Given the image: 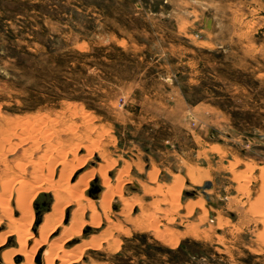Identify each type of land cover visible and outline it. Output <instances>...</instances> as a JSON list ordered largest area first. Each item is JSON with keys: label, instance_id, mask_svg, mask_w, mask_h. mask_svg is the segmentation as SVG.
Listing matches in <instances>:
<instances>
[{"label": "rangeland", "instance_id": "rangeland-1", "mask_svg": "<svg viewBox=\"0 0 264 264\" xmlns=\"http://www.w3.org/2000/svg\"><path fill=\"white\" fill-rule=\"evenodd\" d=\"M0 243V264H264V0H0Z\"/></svg>", "mask_w": 264, "mask_h": 264}, {"label": "bare ground", "instance_id": "bare-ground-1", "mask_svg": "<svg viewBox=\"0 0 264 264\" xmlns=\"http://www.w3.org/2000/svg\"><path fill=\"white\" fill-rule=\"evenodd\" d=\"M65 159V158H64ZM61 160V159H60ZM62 161H64V160H62ZM59 162V161H58ZM68 162H65L64 164H67ZM80 162H78V164H79ZM64 164H63V166H64ZM22 165H19L18 166V170H19V172H18V174L19 173H21L19 176H21L20 177V179H18L20 182V186H18V188H16V190L18 191L17 192V197H18V202H20L21 204L23 203V205H22V209H23V213H25V212H27V214H28V209L30 208H28L27 209V205H25L26 203H28V198L30 197V194L33 192V191H36L38 188L40 189V185L39 186H35V187H33V188H31L32 186H29L28 184H27V181H25L24 180V171H25V168L22 166ZM62 166V167H63ZM79 166V165H78ZM66 167H67V165H66ZM73 168V167H72ZM35 169V168H34ZM67 169V168H66ZM37 170V169H36ZM53 170V169H52ZM71 170V169H70ZM8 171H9V169H8ZM17 171V170H16ZM61 171V170H60ZM66 171L67 170H65V168L64 169H62V171L58 174L60 177L59 178H61V180H62V178L65 176V174H66ZM70 172V171H69ZM92 172V171H91ZM13 173V172H12ZM15 173V172H14ZM13 173V174H14ZM51 173V172H50ZM72 173V172H71ZM88 173V172H87ZM86 173V174H87ZM17 174V173H16ZM15 174V175H16ZM34 175L36 174V173H33ZM18 176V175H17ZM18 176V177H19ZM51 176V175H50ZM67 176H69V173L67 174ZM84 177H85V175H83L82 174V176H80L79 177V179H78V181L77 182H75V184H69L68 182L67 183H65V184H62V182L60 183V182H58V188L59 187H61V185H65V187L63 188H61L62 190L64 189V191H67V194H69V196L71 195V197H74V195L75 194H79L80 193V189H79V183H82L83 182V184H84ZM47 179H49V178H47ZM65 179H66V176H65ZM69 179V178H68ZM15 180V179H14ZM42 181V180H41ZM44 181V180H43ZM42 181V182H43ZM47 181V180H46ZM52 181V179H50V182ZM67 181V180H66ZM16 182V181H15ZM14 182V183H15ZM41 182V183H42ZM54 182V181H53ZM64 182V181H63ZM33 183H34V180H33ZM32 184V183H31ZM40 184V183H39ZM10 185V183H8V182H5V184H4V188L5 189H7L8 188V186ZM27 185L29 186V188H31L32 190L30 191V190H27ZM33 185H35V184H33ZM37 185H38V183H37ZM42 185V184H41ZM55 186V185H54ZM81 186V185H80ZM84 186H86L85 184H84ZM49 187V186H48ZM55 187H57V186H55ZM9 188H12V187H9ZM38 189V190H39ZM42 189V188H41ZM12 190V189H11ZM57 190V191H56ZM55 190V192H56V201L55 202H53V204H52V212L50 213V214H48V215H45V217H44V222H43V224L40 226V228L38 229L39 231H38V236L36 235H33L32 233H30L26 238H25V242L24 243H26V241H28V240H31V241H33L35 244L33 245V246H31V248H29L28 250H27V248L25 249V247L23 246V247H20V249H18L16 252H13V255H23V256H25V260L26 261H28V262H30V260H31V257H33L34 255H35V253H36V251H37V247H41V245H42V243L40 244V242H44L45 241V238H46V236H47V230H48V225L50 224V222H52V220H53V217H55L54 215L56 214V213H58L59 211H61L62 210V208H61V210H60V200L61 199H64V194L63 193H61L60 191H59V189H56ZM42 191V190H41ZM79 192V193H78ZM82 192V191H81ZM36 193V192H35ZM34 193V194H35ZM83 193V192H82ZM33 194V193H32ZM67 194H65V195H67ZM81 194V193H80ZM68 196V195H67ZM76 196V195H75ZM78 196V195H77ZM81 196V195H80ZM70 198V197H69ZM65 200H66V197H65ZM64 200V201H65ZM104 200V199H103ZM79 201V200H78ZM31 202V201H30ZM77 202V201H76ZM103 202V201H102ZM65 203V202H64ZM63 203V204H64ZM81 203V202H80ZM78 204V203H77ZM80 206V205H79ZM6 207V206H5ZM20 208V207H19ZM78 208H82L81 206L80 207H78ZM75 210V209H74ZM81 210V209H80ZM75 213H76V210H75ZM8 214H9V212H8ZM26 214V215H27ZM31 214H33L32 213V211H31ZM63 214V213H62ZM62 214H61V216H62ZM60 216V214L58 215V217ZM32 219H33V217L32 218H30V220L32 221ZM58 219V218H57ZM59 219H61V218H59ZM73 219V218H72ZM21 220H22V218H21ZM55 221H56V219H54ZM15 221H17V220H15ZM31 221H30V223H31ZM11 222H14V221H11ZM24 221H22V225H20L19 227L21 228V226H22V228L24 227L23 225H24V223H23ZM28 222V221H27ZM58 222H60V221H58ZM15 224V223H14ZM58 224V223H57ZM19 225V224H18ZM71 225V224H70ZM74 225V224H73ZM17 226V225H16ZM56 225H54V227H55ZM11 227V226H10ZM26 227V226H25ZM54 227H52V228H54ZM73 227V226H72ZM51 228V229H52ZM66 228V227H65ZM64 228V229H65ZM26 229V228H25ZM47 229V230H46ZM24 230V229H23ZM50 230V229H49ZM76 230H78V229H76ZM18 231V230H17ZM51 231V230H50ZM53 231V230H52ZM62 231V230H61ZM79 231V230H78ZM77 232V231H76ZM71 233H73L72 231H71ZM20 234V233H19ZM19 234H18V237H19ZM68 234V233H67ZM64 235V234H63ZM77 235V234H76ZM66 236V235H65ZM72 236V235H71ZM64 237V236H63ZM59 239V238H58ZM60 240V239H59ZM71 240V237L70 236H68L66 239H64V242H67L68 243V241H70ZM22 241V240H21ZM52 242V241H51ZM54 242V241H53ZM63 242V241H62ZM1 244V243H0ZM22 244V243H21ZM61 244V243H60ZM25 245V244H24ZM55 245V244H54ZM54 245L52 244V245H50L49 244V246L44 250V252H42V255H40L41 257H42V264H54V263H56V260H58L59 259V257H60V253H59V251H58V249H56V248H54ZM56 246V245H55ZM60 248V247H59ZM63 250V249H62ZM11 254H12V251L10 252ZM9 253V254H10ZM1 254H3V256L6 258V260H7V254H8V252H2ZM8 254V255H9ZM62 254V253H61ZM63 255V254H62ZM65 256V255H64ZM70 258V257H69ZM73 259V258H72ZM61 260V259H60ZM64 260V259H63ZM65 260H67L66 261V264H72V263H74V260H71V258L70 259H65ZM9 262H10V259H9ZM64 263H65V261H63ZM59 264H61V263H59ZM63 264V263H62Z\"/></svg>", "mask_w": 264, "mask_h": 264}, {"label": "water", "instance_id": "water-1", "mask_svg": "<svg viewBox=\"0 0 264 264\" xmlns=\"http://www.w3.org/2000/svg\"><path fill=\"white\" fill-rule=\"evenodd\" d=\"M211 181H204V183L201 186H196L198 189H200L203 193H205V189L209 188L211 186ZM89 227L86 228L88 230ZM75 240H72L70 243H73ZM36 262L39 263V259L37 257Z\"/></svg>", "mask_w": 264, "mask_h": 264}, {"label": "crops", "instance_id": "crops-1", "mask_svg": "<svg viewBox=\"0 0 264 264\" xmlns=\"http://www.w3.org/2000/svg\"><path fill=\"white\" fill-rule=\"evenodd\" d=\"M211 186H212V184H211ZM194 188H196V189H198L197 187H194ZM200 190V189H199ZM206 190V189H205ZM201 191V190H200ZM202 192V191H201ZM203 193V192H202ZM204 194V196H205V198L207 199V200H209L210 199V196L208 195V193H206V191H205V193H203Z\"/></svg>", "mask_w": 264, "mask_h": 264}]
</instances>
